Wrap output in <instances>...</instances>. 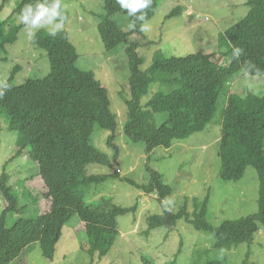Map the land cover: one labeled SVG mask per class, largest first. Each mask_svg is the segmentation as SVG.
<instances>
[{
	"label": "trees",
	"instance_id": "obj_1",
	"mask_svg": "<svg viewBox=\"0 0 264 264\" xmlns=\"http://www.w3.org/2000/svg\"><path fill=\"white\" fill-rule=\"evenodd\" d=\"M160 1L151 0L147 9L129 15L117 0H102L105 15L97 26V32L104 49L109 52L120 45L126 46L129 70L126 88L130 98H122L127 116L123 135L132 144L144 143L148 156L144 168L149 176L148 184L139 185L129 179L121 181L145 195H157L162 215L147 219L146 236L158 228L171 230L178 221H183L195 231L211 235L215 239L214 249L230 252L241 244H250L255 234L264 229V97L253 94L240 97L223 92L224 86L238 74L264 76V0H249L247 16L220 35V47H227L226 65L216 63L214 54L167 58L157 52L150 67L142 71L138 44L130 42L129 37L132 34L143 36V25L153 17ZM37 2L43 0H20L11 17H18L25 5L34 6ZM141 12L144 14L142 20L138 19ZM61 13L65 21L67 13L62 6ZM119 13L134 25L130 33L123 32L112 20ZM174 14L176 11L170 16ZM23 28V24L9 26L7 21L0 23V62L5 61L4 56L8 55L6 47L16 42L17 33ZM32 44L46 53L49 74L43 79L26 80L15 86L13 78L21 68L11 71L0 89V133L6 129L18 135L14 156L4 168L25 154L37 167L36 178L46 189L44 199L49 202V208L36 217L22 218L24 207L19 204L16 190L9 185V176L2 172L0 264H11L34 243L40 245L46 259L53 260L62 229L73 216H77L80 222L76 231L85 235L83 250L86 255L92 260H101L108 255L119 235L117 218L137 210L136 206L122 209L111 204L109 199L101 200L95 207L86 202L92 186H100L109 178L119 177L117 171L105 175L87 173V167L91 165H112L109 156L93 144L96 128L110 133L107 147L113 150L114 158L118 155L113 144L117 117L111 110L106 86L96 79L93 72L78 68L76 49L64 31L57 32L54 37L39 31ZM233 47H241L243 51L236 56ZM156 83L167 85L168 92L153 94L147 104L141 106L140 100ZM221 94L225 104L218 151L220 178L224 182H237L248 167L253 168L259 181L258 212L213 227L206 220L207 198L202 202L194 199L190 214L189 198L184 199L176 213L171 212L164 202L172 195V190L148 163L155 148L169 149L175 141L202 132L212 121ZM23 187L24 183L21 184L22 191ZM20 194L34 200L24 191ZM8 215L15 218L10 227L5 222ZM248 261L249 253L240 264H248ZM143 263L151 264L149 261ZM205 264H225V260Z\"/></svg>",
	"mask_w": 264,
	"mask_h": 264
},
{
	"label": "rangeland",
	"instance_id": "obj_2",
	"mask_svg": "<svg viewBox=\"0 0 264 264\" xmlns=\"http://www.w3.org/2000/svg\"><path fill=\"white\" fill-rule=\"evenodd\" d=\"M20 0H0V23L7 21L9 26H19L18 17H11ZM249 0H162L158 3L153 17L142 28L143 36L132 34L129 41L138 44V55L142 58L141 70L146 71L155 53L160 52L170 58H182L188 55H212L213 60L226 65L227 47H220L219 37L229 28L244 19L249 11ZM61 6L67 13L63 28L70 43L78 55V68L95 74L106 86L111 103V110L117 117V128L113 144L118 149L114 152L107 147L110 133L98 128L93 133V144L106 153L111 167L91 165L88 175H105L119 172L118 178H109L100 186H92L86 202L92 207L101 200L122 209L137 207L135 213H128L117 218L119 235L108 255L93 260L84 249L85 235L76 231L80 223L73 216L64 226L56 245L53 260L46 259L38 243L28 246L11 264H205L213 260H225V264H240L249 253L248 264H264V229L261 228L250 243H244L230 252L213 248L215 239L204 232L195 231L186 222L178 221L171 230L158 228L146 236L147 219L153 215H162V207L157 195H145L132 188L122 179H129L139 185L148 184L149 176L144 172L147 155L144 143H130L123 135L127 122L126 107L122 98L129 99L127 82L129 78L125 45L112 51H106L97 32V26L105 15L102 0H61ZM176 11V14L171 15ZM123 32L130 33L131 27L126 16L119 13L112 17ZM56 21L53 22V25ZM49 26L36 30L48 33ZM57 31V32H59ZM33 39V38H32ZM27 35V29H20L14 44L6 47L7 56L0 62V89L7 82L11 71L20 67L14 76L13 84L19 86L26 80L43 79L49 74L50 65L43 50L37 49ZM229 56V55H228ZM168 86L152 84L140 100L145 106L149 98L156 93H167ZM223 92L243 97L253 94L264 97V76L249 77L238 74L224 86ZM223 94V93H222ZM220 95L212 121L200 132L184 140L173 143L169 149L155 148L148 166L162 176L163 183L172 190L164 205L171 212H177L184 199L189 198L188 212L193 210L194 199L208 200L206 220L213 227L228 220H238L258 212L259 181L256 171L248 167L244 176L237 182H224L220 178L221 162L218 156L221 138L222 113L225 101ZM224 99L225 95H224ZM161 116V115H160ZM156 117H158L156 115ZM163 118V116H161ZM161 120H159L160 122ZM2 127H6L1 120ZM5 129V128H4ZM18 135L0 133V175L3 171L9 176V185L16 190L19 204L24 209L22 218H33L49 208L44 199L46 189L41 180L36 178L37 167L24 155L4 165L14 156ZM24 183L23 197L21 184ZM0 194V198H1ZM0 201V214L2 211ZM15 218L8 215L5 219L8 227Z\"/></svg>",
	"mask_w": 264,
	"mask_h": 264
},
{
	"label": "clouds",
	"instance_id": "obj_3",
	"mask_svg": "<svg viewBox=\"0 0 264 264\" xmlns=\"http://www.w3.org/2000/svg\"><path fill=\"white\" fill-rule=\"evenodd\" d=\"M117 3L121 8L127 9L128 14L131 15L137 11L147 9L151 4V0H117ZM17 19L18 23L23 24L27 29L29 39L34 38L36 30L46 26H49L48 35L54 37L64 25V17L61 13V0H52L51 3L48 0H43V2L35 3L34 6L27 4L19 13ZM138 19H144L142 12ZM54 21L58 22L53 25ZM130 27H134V25H130ZM146 27L147 25H144V28ZM242 51L241 47H233V54L236 56ZM0 97H2V93H0Z\"/></svg>",
	"mask_w": 264,
	"mask_h": 264
}]
</instances>
